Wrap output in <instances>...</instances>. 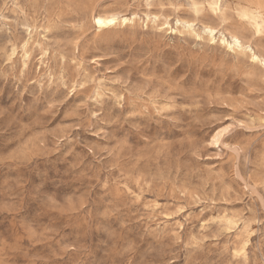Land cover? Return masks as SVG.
Segmentation results:
<instances>
[{
    "label": "rangeland",
    "instance_id": "obj_1",
    "mask_svg": "<svg viewBox=\"0 0 264 264\" xmlns=\"http://www.w3.org/2000/svg\"><path fill=\"white\" fill-rule=\"evenodd\" d=\"M0 264H264V0H0Z\"/></svg>",
    "mask_w": 264,
    "mask_h": 264
},
{
    "label": "bare ground",
    "instance_id": "obj_2",
    "mask_svg": "<svg viewBox=\"0 0 264 264\" xmlns=\"http://www.w3.org/2000/svg\"><path fill=\"white\" fill-rule=\"evenodd\" d=\"M93 20H94V23H95V25L98 27V28H106V27H109V26H111V25H113V24H115V23H113V24H109L108 23V21L109 20H115V18H110V17H103V16H95L94 18H93ZM97 20H102V21H104V23L103 24H98L96 21ZM116 21V20H115ZM235 41H239V39L238 38H235ZM240 42V41H239ZM254 60L256 61V60H259V57H257V56H254Z\"/></svg>",
    "mask_w": 264,
    "mask_h": 264
},
{
    "label": "snow or ice",
    "instance_id": "obj_3",
    "mask_svg": "<svg viewBox=\"0 0 264 264\" xmlns=\"http://www.w3.org/2000/svg\"><path fill=\"white\" fill-rule=\"evenodd\" d=\"M96 22L98 24H103L104 23V21H102V20H97ZM108 23L109 24H113V23H115V20H109ZM236 43L239 44V41H236Z\"/></svg>",
    "mask_w": 264,
    "mask_h": 264
}]
</instances>
